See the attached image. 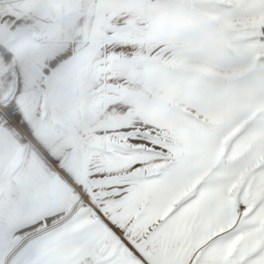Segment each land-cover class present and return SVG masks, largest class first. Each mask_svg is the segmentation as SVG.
<instances>
[{"label":"snow or ice","instance_id":"1","mask_svg":"<svg viewBox=\"0 0 264 264\" xmlns=\"http://www.w3.org/2000/svg\"><path fill=\"white\" fill-rule=\"evenodd\" d=\"M0 264H264V0H0Z\"/></svg>","mask_w":264,"mask_h":264}]
</instances>
